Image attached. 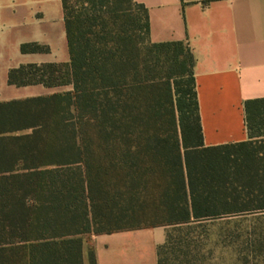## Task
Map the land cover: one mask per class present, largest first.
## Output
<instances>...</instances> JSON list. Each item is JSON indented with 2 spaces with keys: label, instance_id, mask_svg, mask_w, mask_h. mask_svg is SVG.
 Masks as SVG:
<instances>
[{
  "label": "trees",
  "instance_id": "obj_1",
  "mask_svg": "<svg viewBox=\"0 0 264 264\" xmlns=\"http://www.w3.org/2000/svg\"><path fill=\"white\" fill-rule=\"evenodd\" d=\"M62 1L70 61L8 83L71 89L0 103V264H84L85 236L157 227L168 264L185 231L264 212V98L244 104L248 140L206 146L189 44L151 42L133 0Z\"/></svg>",
  "mask_w": 264,
  "mask_h": 264
},
{
  "label": "crops",
  "instance_id": "obj_2",
  "mask_svg": "<svg viewBox=\"0 0 264 264\" xmlns=\"http://www.w3.org/2000/svg\"><path fill=\"white\" fill-rule=\"evenodd\" d=\"M133 1L148 11L151 42L191 47L205 145L248 140L244 104L264 98V0ZM34 43L49 51L21 52ZM69 61L62 0H0V103L70 90L8 83L21 65ZM166 236V227L97 235V263L158 264Z\"/></svg>",
  "mask_w": 264,
  "mask_h": 264
},
{
  "label": "rangeland",
  "instance_id": "obj_3",
  "mask_svg": "<svg viewBox=\"0 0 264 264\" xmlns=\"http://www.w3.org/2000/svg\"><path fill=\"white\" fill-rule=\"evenodd\" d=\"M184 233L192 252L168 264H264V212L211 220ZM95 237H84V264H90Z\"/></svg>",
  "mask_w": 264,
  "mask_h": 264
}]
</instances>
